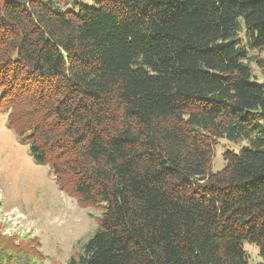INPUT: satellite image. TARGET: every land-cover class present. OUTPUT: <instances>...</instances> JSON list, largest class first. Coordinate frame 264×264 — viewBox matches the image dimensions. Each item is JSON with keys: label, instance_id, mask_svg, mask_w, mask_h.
<instances>
[{"label": "trees", "instance_id": "obj_1", "mask_svg": "<svg viewBox=\"0 0 264 264\" xmlns=\"http://www.w3.org/2000/svg\"><path fill=\"white\" fill-rule=\"evenodd\" d=\"M91 1L0 0V114L100 211L66 264L264 259V80L239 34L264 47V0ZM222 138L249 144L211 171ZM3 227L0 264L43 263Z\"/></svg>", "mask_w": 264, "mask_h": 264}, {"label": "rangeland", "instance_id": "obj_2", "mask_svg": "<svg viewBox=\"0 0 264 264\" xmlns=\"http://www.w3.org/2000/svg\"><path fill=\"white\" fill-rule=\"evenodd\" d=\"M239 34L247 49L246 62L252 76L264 80V68L258 62L264 59V47L249 48L243 30ZM248 144L246 139L240 142L219 139L211 171L224 166V150L238 152ZM99 214L98 209L79 206L74 198L56 187L49 168L32 159L28 144L18 139L0 114V224L4 233L36 238L43 254L42 264H66L70 256L81 252L82 245L95 231ZM243 247L249 264H264L254 244L246 242Z\"/></svg>", "mask_w": 264, "mask_h": 264}]
</instances>
